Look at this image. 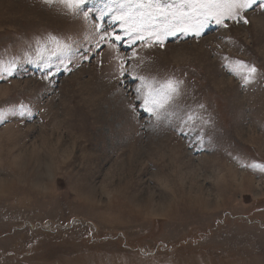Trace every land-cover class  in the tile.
I'll use <instances>...</instances> for the list:
<instances>
[{
  "label": "rangeland",
  "instance_id": "obj_1",
  "mask_svg": "<svg viewBox=\"0 0 264 264\" xmlns=\"http://www.w3.org/2000/svg\"><path fill=\"white\" fill-rule=\"evenodd\" d=\"M119 6L0 0V264H264V9L161 48ZM140 75L183 81L160 119Z\"/></svg>",
  "mask_w": 264,
  "mask_h": 264
},
{
  "label": "snow or ice",
  "instance_id": "obj_2",
  "mask_svg": "<svg viewBox=\"0 0 264 264\" xmlns=\"http://www.w3.org/2000/svg\"><path fill=\"white\" fill-rule=\"evenodd\" d=\"M111 2L116 3V0H111ZM258 2L264 9V0H120L119 14L116 19L122 22L127 35L144 41L145 45L155 41L163 48L166 39L169 36L175 37L177 33L185 36L191 35L197 39L202 38L210 22L225 28L228 27L226 21L243 22L246 25L249 21L243 14ZM43 3L47 5L59 3L69 11L78 12L86 0H43ZM109 11H111L110 8ZM103 14L102 11L101 16ZM84 15L87 18V13ZM49 39L56 45V51L51 55L60 56L69 49V45L62 44L54 37ZM113 39L119 41L121 37L114 36ZM37 55L43 57V52L39 48ZM25 62L32 63L33 61L26 59ZM19 63V59L15 57L7 61L0 60V81L11 77ZM232 63L234 75H241L243 72L241 79L245 85L255 80L257 68L254 65H248L239 60ZM124 74L125 69L121 65L120 75L124 76ZM133 79L139 81L135 89L136 99L141 102L139 107L157 119L169 111L172 102L180 94V85L183 83L175 78L160 81L155 77L145 75L133 76ZM7 111L8 109H5L4 113ZM25 111L30 112V109L21 103L19 105L20 114L23 115ZM4 113H0V124L4 123ZM187 119L191 121L195 117L189 115ZM200 139L203 143V137ZM250 167L255 168L257 165H250ZM260 170L264 171V167Z\"/></svg>",
  "mask_w": 264,
  "mask_h": 264
}]
</instances>
